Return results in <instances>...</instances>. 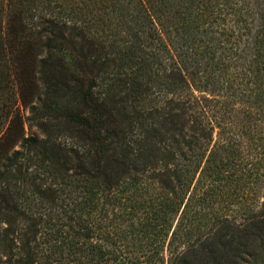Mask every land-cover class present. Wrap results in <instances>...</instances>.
<instances>
[{"label":"trees","instance_id":"obj_1","mask_svg":"<svg viewBox=\"0 0 264 264\" xmlns=\"http://www.w3.org/2000/svg\"><path fill=\"white\" fill-rule=\"evenodd\" d=\"M5 5L0 264H264V0Z\"/></svg>","mask_w":264,"mask_h":264},{"label":"rangeland","instance_id":"obj_2","mask_svg":"<svg viewBox=\"0 0 264 264\" xmlns=\"http://www.w3.org/2000/svg\"><path fill=\"white\" fill-rule=\"evenodd\" d=\"M6 0H0V6L1 7H4L6 8ZM2 17H3V28L6 29L7 27V19H8V16H7V12L6 10L4 11V13H2ZM11 85V88H9V90L11 89V91H13L15 93V97H17V99L19 100V91L18 89L16 88V82L15 80H9L8 82V85ZM8 90V89H7ZM7 90H2L0 89V136L5 132L6 128H7V125H8V118L6 114V112H4V110L2 109V106H1V103L4 102V101H7ZM3 100V101H2ZM16 106H19V109H20V115L22 118H25V116H28L29 115V108L26 106L24 107L20 101H18L17 105ZM34 132V129H29L28 127V124L25 123V132H26V136H28L30 134V132ZM219 132V129H216L215 130V139H216V133ZM19 147V144H17L14 148H18Z\"/></svg>","mask_w":264,"mask_h":264}]
</instances>
